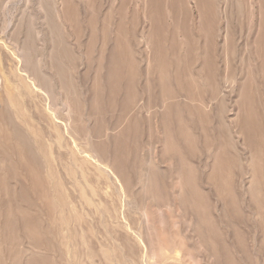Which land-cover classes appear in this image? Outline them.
<instances>
[{"label":"rangeland","instance_id":"obj_1","mask_svg":"<svg viewBox=\"0 0 264 264\" xmlns=\"http://www.w3.org/2000/svg\"><path fill=\"white\" fill-rule=\"evenodd\" d=\"M0 264H264V0H0Z\"/></svg>","mask_w":264,"mask_h":264},{"label":"bare ground","instance_id":"obj_2","mask_svg":"<svg viewBox=\"0 0 264 264\" xmlns=\"http://www.w3.org/2000/svg\"><path fill=\"white\" fill-rule=\"evenodd\" d=\"M42 8V7H41ZM40 8V9H41ZM44 10V9H43ZM46 11V10H45ZM47 14V13H46ZM9 26H12V21H10L9 22ZM3 44V43H2ZM6 48L8 49V50H10L11 51V47L10 46H7L6 45ZM25 51V50H24ZM17 52H18V59L20 60V63H21V61H22V51H19V49L17 48ZM13 54H16L15 53V51H13ZM40 59V58H39ZM23 62V61H22ZM19 72H20V75L21 76H23L25 79H26V81H27V84H28V86L27 87H29V88H32V89H34L35 90V88L38 86V84H37V80L35 79V78H31V75L30 74H28V72L25 70V69H23L22 68V66H20L19 67ZM42 92H43V90L42 89H40ZM48 107H49V109L51 110V112H52V114L57 118V121L59 120V118H58V110L54 107V105L53 104H49L48 105ZM55 118V119H56ZM67 125V124H66ZM64 127V126H63ZM67 127V126H66ZM69 127V126H68ZM68 129V128H67ZM99 166H102V168H104V169H108V167L107 166H105V165H99Z\"/></svg>","mask_w":264,"mask_h":264}]
</instances>
